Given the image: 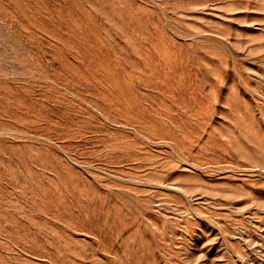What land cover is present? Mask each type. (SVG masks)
Returning a JSON list of instances; mask_svg holds the SVG:
<instances>
[{"label":"rangeland","instance_id":"374dc122","mask_svg":"<svg viewBox=\"0 0 264 264\" xmlns=\"http://www.w3.org/2000/svg\"><path fill=\"white\" fill-rule=\"evenodd\" d=\"M0 264H264V0H0Z\"/></svg>","mask_w":264,"mask_h":264}]
</instances>
